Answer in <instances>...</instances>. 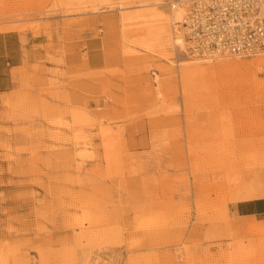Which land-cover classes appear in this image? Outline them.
<instances>
[{
    "label": "rangeland",
    "instance_id": "1",
    "mask_svg": "<svg viewBox=\"0 0 264 264\" xmlns=\"http://www.w3.org/2000/svg\"><path fill=\"white\" fill-rule=\"evenodd\" d=\"M184 15L0 0L34 51L0 94V264H264V214L235 211L264 199V55L192 57Z\"/></svg>",
    "mask_w": 264,
    "mask_h": 264
},
{
    "label": "built area",
    "instance_id": "2",
    "mask_svg": "<svg viewBox=\"0 0 264 264\" xmlns=\"http://www.w3.org/2000/svg\"><path fill=\"white\" fill-rule=\"evenodd\" d=\"M174 23L185 52L203 60L264 55V0H184Z\"/></svg>",
    "mask_w": 264,
    "mask_h": 264
},
{
    "label": "crops",
    "instance_id": "3",
    "mask_svg": "<svg viewBox=\"0 0 264 264\" xmlns=\"http://www.w3.org/2000/svg\"><path fill=\"white\" fill-rule=\"evenodd\" d=\"M14 31L0 32V94L11 91L16 85L18 73L29 60L33 51L31 39ZM15 39V41H13ZM239 215L264 214V199L242 202L236 205Z\"/></svg>",
    "mask_w": 264,
    "mask_h": 264
},
{
    "label": "bare ground",
    "instance_id": "4",
    "mask_svg": "<svg viewBox=\"0 0 264 264\" xmlns=\"http://www.w3.org/2000/svg\"><path fill=\"white\" fill-rule=\"evenodd\" d=\"M182 1H183V0H182ZM176 14H177L178 17H181V10H180V9L177 10V11H176ZM182 19H183V17H182ZM174 34H175V33H174ZM174 34H173V35H174ZM173 35H172V36H173ZM175 36H176V35H175ZM175 36H174V39H173L174 43L182 44L181 39H180L179 37H177V36L175 37ZM255 196H256V197L264 196V194L255 195Z\"/></svg>",
    "mask_w": 264,
    "mask_h": 264
}]
</instances>
